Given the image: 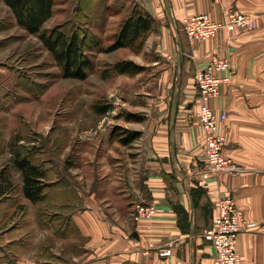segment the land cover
<instances>
[{"label": "crops", "instance_id": "obj_1", "mask_svg": "<svg viewBox=\"0 0 264 264\" xmlns=\"http://www.w3.org/2000/svg\"><path fill=\"white\" fill-rule=\"evenodd\" d=\"M98 1L93 0L95 7ZM129 3L127 15L137 11L153 19L149 33H156L169 61L162 106L142 132L137 155L131 154L136 165L127 172L116 163L121 176L100 172L87 188L81 170L72 178L61 166L60 175L48 177L43 168L42 181L49 186L40 201L32 202L13 162L16 185L4 173L0 176V264H213V249L201 236L211 226L216 203L227 195L256 224L237 238L241 264H264V0ZM228 9L253 16L255 28L222 29L207 41L185 39V17L206 14L223 22ZM214 54L228 58L233 72L232 83L222 85L210 102L214 112L226 114L218 126L225 138L223 154L238 169L226 174L207 172L197 121L194 73L207 67ZM3 133L1 127L0 159L5 155ZM129 145L136 144H121ZM17 151L13 158L25 157ZM139 205L154 206L153 219L137 223ZM163 249L172 254L160 257Z\"/></svg>", "mask_w": 264, "mask_h": 264}, {"label": "rangeland", "instance_id": "obj_2", "mask_svg": "<svg viewBox=\"0 0 264 264\" xmlns=\"http://www.w3.org/2000/svg\"><path fill=\"white\" fill-rule=\"evenodd\" d=\"M54 2L53 15L42 30L59 26L67 37L73 33L79 36L83 54L91 61L87 77L63 78L39 37L19 27L0 0V107H4L0 130L2 127L5 145L0 176L4 173L12 186L16 185L13 155L18 150L45 169L48 177L60 175L61 166L72 178L83 171L87 188L100 172L121 176L116 163L127 172L136 165L130 162L136 158L131 154L137 155L142 132L162 106L160 98L166 94L162 79L169 61L163 57L154 32L133 48L105 51L131 10L129 0H100L96 7L93 0ZM120 61H132L143 71L131 76L118 74L113 65ZM95 105L108 106L110 111L99 115ZM127 114L141 119L127 120ZM115 128L120 135L123 130L140 131V137L132 142L136 145L121 146L118 138L111 136Z\"/></svg>", "mask_w": 264, "mask_h": 264}, {"label": "built area", "instance_id": "obj_3", "mask_svg": "<svg viewBox=\"0 0 264 264\" xmlns=\"http://www.w3.org/2000/svg\"><path fill=\"white\" fill-rule=\"evenodd\" d=\"M224 0H211L222 5ZM223 22L213 21L209 15L187 16L182 20V29L189 43L207 41L216 36L220 30L229 33L247 31L255 28V18L235 9L225 11ZM233 72L228 58L212 55L207 67L197 69L194 73V84L197 90V121L203 130V155L206 170L209 174L233 173L238 169L233 161L223 154L225 138L219 133L218 126L225 121L226 114H217L210 106L212 99L219 95L222 85L231 84ZM156 214L152 205H139L135 209L137 223L149 221ZM256 224L250 221L236 204L231 195L222 197L216 203L211 228L202 234V239L210 243L214 255L213 264H241L237 250L239 235L250 231ZM147 254L148 252L145 251ZM170 249L158 251L160 257L170 256Z\"/></svg>", "mask_w": 264, "mask_h": 264}, {"label": "trees", "instance_id": "obj_4", "mask_svg": "<svg viewBox=\"0 0 264 264\" xmlns=\"http://www.w3.org/2000/svg\"><path fill=\"white\" fill-rule=\"evenodd\" d=\"M2 1L11 10L19 27L26 30L29 34L39 37L60 67L63 78L86 79V68L90 66L91 61L83 54L82 40L79 39V36L73 33L70 37H67L59 26L47 31L42 30L45 23L53 15L54 0ZM154 26L155 22L150 16L137 11L131 12L130 15L121 21L113 44L108 46L105 51L111 52L119 48H133L139 40L145 38ZM113 71L118 74L131 76L141 73L143 67L132 61H120L113 65ZM94 111L99 115H103L109 112L110 108L108 106L95 105ZM126 118L127 120L135 121L141 119L134 114H127ZM117 130L118 128H115L111 136L117 137L118 142L123 145H127L140 137V133L137 131L123 130L124 135L122 134V136ZM13 162L22 172L24 195L32 202L40 201L43 197L44 189L48 186L47 183L42 181L44 172L41 167L32 164L27 157H15Z\"/></svg>", "mask_w": 264, "mask_h": 264}]
</instances>
